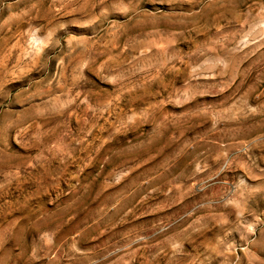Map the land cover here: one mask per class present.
I'll return each mask as SVG.
<instances>
[{
	"label": "rangeland",
	"instance_id": "rangeland-1",
	"mask_svg": "<svg viewBox=\"0 0 264 264\" xmlns=\"http://www.w3.org/2000/svg\"><path fill=\"white\" fill-rule=\"evenodd\" d=\"M0 264H264V0H0Z\"/></svg>",
	"mask_w": 264,
	"mask_h": 264
}]
</instances>
